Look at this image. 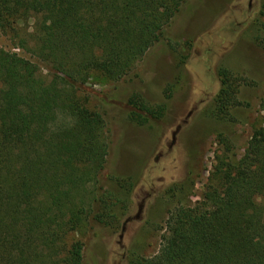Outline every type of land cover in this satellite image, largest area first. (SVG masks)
<instances>
[{
    "label": "trees",
    "instance_id": "obj_1",
    "mask_svg": "<svg viewBox=\"0 0 264 264\" xmlns=\"http://www.w3.org/2000/svg\"><path fill=\"white\" fill-rule=\"evenodd\" d=\"M183 2L0 0L3 31L40 14L59 32L30 51L45 75L38 62L0 48V264H82L77 236L114 220L112 198L98 195L109 132L88 106L86 84L94 72L110 82L127 77ZM217 75L211 114L231 122L242 105L238 88L250 83L225 67ZM128 103L140 125L164 113L138 94ZM251 128L238 156L220 135L223 150L214 153L200 200L168 211L158 252L131 264H264V240L256 239L264 229V114Z\"/></svg>",
    "mask_w": 264,
    "mask_h": 264
},
{
    "label": "rangeland",
    "instance_id": "obj_2",
    "mask_svg": "<svg viewBox=\"0 0 264 264\" xmlns=\"http://www.w3.org/2000/svg\"><path fill=\"white\" fill-rule=\"evenodd\" d=\"M263 2L184 0L161 39L127 77L110 82L92 74L86 84L93 91L88 106L103 114L110 141L98 195L112 198L115 218L93 223L77 236L84 243L82 264H131L135 257L155 255L168 211L200 200L214 153L223 150L220 135L233 145L232 153H243L251 126L264 114ZM58 34L54 19L34 15L18 24V31L0 28V48L38 62L45 75L30 51L41 39L49 46ZM20 40L25 47L18 46ZM219 67L250 83L238 88L242 105L232 110L231 122L211 114ZM133 94L149 105H164L163 116L143 125L133 121L128 103ZM135 215L139 218L127 222L120 240L122 224ZM256 239L264 240V229Z\"/></svg>",
    "mask_w": 264,
    "mask_h": 264
},
{
    "label": "water",
    "instance_id": "obj_3",
    "mask_svg": "<svg viewBox=\"0 0 264 264\" xmlns=\"http://www.w3.org/2000/svg\"><path fill=\"white\" fill-rule=\"evenodd\" d=\"M180 129V126H177L176 127V130L172 133V141H171V144L169 145V148L172 146V144L175 142V139H176V134L178 133ZM141 209V206L139 207V210ZM139 218L138 215H135L134 217H131V218H128L126 221H124V223L122 224V229H121V234L119 235V238L120 240L122 239L123 237V233L125 231V226L127 224V222L131 221V220H137Z\"/></svg>",
    "mask_w": 264,
    "mask_h": 264
}]
</instances>
